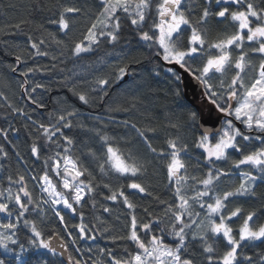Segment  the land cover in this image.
<instances>
[{
  "label": "snow or ice",
  "instance_id": "snow-or-ice-1",
  "mask_svg": "<svg viewBox=\"0 0 264 264\" xmlns=\"http://www.w3.org/2000/svg\"><path fill=\"white\" fill-rule=\"evenodd\" d=\"M95 7L96 11L88 16L90 23L83 39L74 41L69 48L73 59H82L102 43L115 45L127 21L139 41L151 50L157 67L164 68L169 92L177 100L183 99L184 82L190 78L201 89L200 106L179 105L182 115L169 122L173 131L160 148L152 142L155 137L148 135L155 132L154 128L131 124L136 139L128 141L127 153L114 146L113 138L102 128L93 127L90 131L98 147L86 145V153L74 155L80 143L71 134L75 127L72 118L78 115L74 110L60 113L47 124L33 120L36 137L30 145V156L33 161L44 156L43 167L40 174L29 177L27 161L14 148L20 167L15 175L0 176V182H7L0 190V214L7 218V222H0V249L14 255L15 264H52L48 254L69 253V246L62 237L58 247L63 252L58 253L52 240L45 238L39 224L47 219L49 211L64 226L66 239L75 245L77 238L94 242L97 235L103 238L108 232L101 216L96 217L99 223L84 222L82 210L89 201L96 209L99 199L102 213H110L112 209L103 204L105 200L114 204L122 201L125 208L134 210L136 200L150 197L161 206L155 212L162 211L163 217L147 208V222L132 214L124 236L108 237L113 243L125 241L124 252L99 249L101 256L107 254V264H196L193 253L197 247L207 264H264V255L254 258L246 251L264 245V223L257 224V214L251 211L243 217L237 234L232 222L241 217L243 210L239 206L229 208L237 198L255 196L257 182H264V0H201L198 12L192 0H98ZM84 15L79 0H59L47 21L53 29L40 25L48 37H27L29 48L35 50L33 55L49 56L45 50L48 40L63 45V38ZM229 19L231 33L225 31L213 37L211 24L219 25ZM24 23L21 20L9 27L22 32ZM51 59L58 58L52 55ZM16 61L17 66L11 68L13 73L19 71L22 58L16 56ZM39 70L28 67L19 71L25 78L20 86L31 103L43 108L27 89L30 75ZM128 74L127 65L119 67L117 84H122ZM96 84L99 89L93 91L109 95L112 80L99 77ZM65 86L82 104L90 106L89 96L77 92L74 83ZM37 88L45 85L35 83L31 92ZM7 106L16 115H27L21 108ZM123 124L129 127L128 121ZM185 129L197 134L193 141L198 149L195 160L190 154L191 145L182 135ZM0 136L8 140V129H0ZM136 144L142 145V153L135 150ZM46 152L52 154L45 156ZM0 154L8 160L9 152L4 147H0ZM229 161L231 168L224 167L222 162ZM192 163L197 167L189 174ZM153 168L166 178L164 194L145 183ZM0 169L6 170L4 165ZM237 177L238 185L234 182ZM30 180L35 181L31 190ZM113 180L118 187L113 186ZM228 181L233 182L232 187L222 191L221 185ZM37 190L38 196L34 195ZM169 192L171 198L166 199ZM75 216L81 221L74 226L78 237L69 231L66 219ZM21 231L30 233L26 243L18 241ZM10 245H18L19 251H13ZM76 251L82 250L77 247ZM91 251L89 244L88 252ZM0 264L6 261L0 259ZM67 264L86 261L68 254Z\"/></svg>",
  "mask_w": 264,
  "mask_h": 264
},
{
  "label": "trees",
  "instance_id": "trees-1",
  "mask_svg": "<svg viewBox=\"0 0 264 264\" xmlns=\"http://www.w3.org/2000/svg\"><path fill=\"white\" fill-rule=\"evenodd\" d=\"M58 2L59 0H0V129H8V140H4L0 136V147H4L9 152L7 161L0 154V165H4L6 168V170L0 169V176L6 177L9 173L15 175L20 167L14 148L27 161V167L31 169L30 172L26 173L29 177L34 173L37 175L41 173L44 156L40 161H33L30 156V145L36 137L35 128L32 124L33 120L47 124L50 119L54 121L60 113L69 110L76 111L78 115L72 118L75 127L71 134H74L80 141L74 152V155L78 156L87 152L86 145L98 147V144L92 139L93 132L90 130L93 127L102 128L107 135L113 138L111 143L127 153L128 141L136 139L135 132L130 127L133 123L141 128H154L155 132H149L148 135L155 137L152 142L155 147L160 148L173 131L169 122L182 115L179 105L186 103V101L184 98L177 100L169 92V82L164 68L157 67V60L151 55V50L139 41L135 30L127 21L122 25L123 31L115 45L105 42L95 47L94 51L84 54L82 59L71 57L69 48L74 41L83 39V33L90 23L88 16L96 11L95 5L98 0H79L80 6L85 9V15L75 21L71 33L63 38L65 43L57 45L49 39L45 50L50 55L47 57L34 56L35 50L29 48L26 42L27 37L31 35L35 40L48 37L47 32H43L40 25L49 30L53 29V26L47 21L53 15ZM192 4L198 12L201 0H192ZM21 20L25 21L22 25V32H16L15 29L9 27V25ZM231 24L230 19L219 25L211 24L213 37L225 31L231 33L233 30L230 27ZM62 52L63 55H61ZM52 55L58 59L53 61ZM16 56L22 58L19 63V71H26L28 67L41 69L30 75L27 89L28 93H31L36 100L44 105L43 108H37L34 103L29 101L28 95L20 86L25 78L19 75V71L16 73L11 71L12 67L17 66ZM53 64L56 66L53 67ZM125 65L129 68V74L124 82L118 85L116 82L118 69ZM157 71H159V75L156 74ZM254 74L255 72L250 73V75ZM99 77L112 80V87L109 88V95L107 96H103V93L99 91H93L94 88L99 89V85L96 84ZM230 78L229 76L228 79ZM35 83L44 84L45 88H37L33 93L31 89ZM73 83L77 92H84L89 96L90 106L82 104L78 96L65 86ZM8 104L23 109L27 115L20 116L12 113L7 106ZM124 121L129 122V127H124ZM82 125L86 127L82 128ZM182 135L184 140L191 145L190 154L195 160V154L198 152L193 143L197 138L196 131L185 129ZM135 150L142 153L144 149L141 144H136ZM51 154L46 152L45 156ZM222 163L224 167L231 168L230 161ZM202 164L203 161H201ZM196 167L195 163L190 164L189 174H192ZM196 174L199 175L200 173L197 172ZM166 182V178L156 168L151 169L145 180L146 184H149L154 191L160 194L165 193ZM234 182L238 185V177L234 178ZM6 183V180L0 182V190H3ZM111 183L114 187H118L116 180L111 181ZM232 183V181H228L221 185V190L231 188ZM34 184L35 181L30 180L28 184L30 190ZM34 195H39L38 190ZM171 195L169 192L165 198L170 199ZM135 203L137 207L130 210L123 206L122 201L114 204L105 200L103 204L110 207L112 211L102 213L99 199L96 209L92 208V203L89 201L82 210L84 222L88 224L99 223L96 217L101 216L104 220L103 228L108 229L103 238L97 235V240L94 242L80 241L77 238L76 244L73 245L71 241L66 239L68 233L65 232L64 226L59 224L58 219L50 211L47 213V219L44 220L43 224H39V221L38 224L46 239L55 236L59 239L65 238L64 242L69 246L67 255L79 257L82 261H86V264H93L94 261L107 264V254L101 256L99 249L111 248L116 253L124 252L125 241L117 240L113 243L108 237L109 235L124 236L129 231L132 214H135L138 220L145 222L149 219L148 213L145 212L146 208L161 217L164 215L162 211L155 212L161 206L150 197L144 200H136ZM235 206H239L243 210L241 217L232 222L237 234L243 223V217L251 211H255L257 214V224L264 223V182H257L255 196L237 198L234 204L229 205V208ZM6 219L3 221L7 222ZM66 219H69V231L73 236L78 237V232L74 226L81 222L79 216L66 217ZM28 235L30 233L21 231L18 234V241L26 243ZM140 235L143 236V233ZM89 244L92 247L91 253L88 252ZM11 247L13 251H19L18 245ZM77 247L82 251L77 252ZM132 247L135 248L134 245ZM246 251L255 258L258 254L264 255V245L254 249H246ZM25 258L27 259V255ZM48 258L52 264H60L63 261L59 254H48ZM0 259H4L6 264H15L14 255L10 256L0 252ZM193 259H195L196 264H207L200 255L198 247L194 250ZM63 264H67V262L63 261Z\"/></svg>",
  "mask_w": 264,
  "mask_h": 264
},
{
  "label": "water",
  "instance_id": "water-1",
  "mask_svg": "<svg viewBox=\"0 0 264 264\" xmlns=\"http://www.w3.org/2000/svg\"><path fill=\"white\" fill-rule=\"evenodd\" d=\"M126 79V77L124 78ZM184 100L188 104H192L195 107H199L201 103V96L200 92L201 89L199 86L196 84L195 81H192L190 78H186L184 82ZM53 244L57 246V252L62 253L63 250L58 247V245L61 242V239H59L57 236L51 238ZM60 255V254H59ZM61 259L65 262H67V253L60 255Z\"/></svg>",
  "mask_w": 264,
  "mask_h": 264
},
{
  "label": "rangeland",
  "instance_id": "rangeland-1",
  "mask_svg": "<svg viewBox=\"0 0 264 264\" xmlns=\"http://www.w3.org/2000/svg\"><path fill=\"white\" fill-rule=\"evenodd\" d=\"M6 217H4L2 214H0V222H4L3 219H5ZM7 220V219H6ZM11 247V245H10ZM0 252H2L3 254H6V255H10V256H13L11 254H8L6 253L3 249H0Z\"/></svg>",
  "mask_w": 264,
  "mask_h": 264
}]
</instances>
